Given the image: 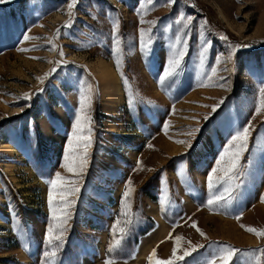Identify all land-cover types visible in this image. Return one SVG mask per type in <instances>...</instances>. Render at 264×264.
I'll use <instances>...</instances> for the list:
<instances>
[{
    "label": "rangeland",
    "instance_id": "1",
    "mask_svg": "<svg viewBox=\"0 0 264 264\" xmlns=\"http://www.w3.org/2000/svg\"><path fill=\"white\" fill-rule=\"evenodd\" d=\"M69 2L0 6V264H42L50 250L46 181L56 172L72 175L61 164L79 92L89 85L95 90L94 140L53 264H105L109 258L114 264H147L150 246L142 236L155 225L154 205L162 222L182 217L189 210L188 196L178 189L183 183L203 205L193 212L208 216L211 236L264 248V237L242 227L264 229V111L256 112L264 88V0H76L71 17ZM181 17L191 18L180 33L186 54L178 75L161 85ZM116 19L123 77L112 51ZM141 28L152 29L147 57ZM45 73L50 75L39 81ZM249 121L248 150L240 159L245 174L234 181V199L209 209V187L200 189L193 178L204 175L208 185L220 152ZM197 128L195 138L188 135ZM137 161L141 170H134ZM129 179L133 224L121 246L109 252ZM248 250L235 261L245 264Z\"/></svg>",
    "mask_w": 264,
    "mask_h": 264
},
{
    "label": "snow or ice",
    "instance_id": "2",
    "mask_svg": "<svg viewBox=\"0 0 264 264\" xmlns=\"http://www.w3.org/2000/svg\"><path fill=\"white\" fill-rule=\"evenodd\" d=\"M76 0H70L68 4V15L72 16V9L74 7ZM148 3H153V0H147ZM173 0H168L171 4ZM141 11V10H138ZM191 21L190 17H181L176 21L177 24H182L183 28L177 30L175 35V41L170 45V54L164 65L163 71L159 76V81L161 85L164 84L166 80L172 78L179 73V69L182 64V59L186 54L187 39H181L180 33L188 28ZM144 23V21H141ZM150 24H155V21H149ZM70 21L65 22L64 27H68ZM152 29L141 28L139 30L140 35V48L144 56H150L153 51V37L150 35ZM187 34L185 33V36ZM25 39H31L30 36L25 35ZM112 39H113V55L114 62L116 64L117 71L120 72L123 77L122 72V62H123V50L121 48V41L119 38V20L116 19L113 22L112 28ZM51 44L52 42L49 41ZM207 41L201 46L200 55L203 56L204 51L207 50ZM177 44H182L183 47L177 48ZM25 51V49H20ZM63 53H61L62 55ZM221 57L216 58L217 63L221 62ZM231 59V55L227 57ZM212 72H216L215 66L212 67ZM50 73H45L44 77H37V79L43 82ZM220 79H223L222 77ZM219 86H225L220 84ZM95 95L94 88L89 85L87 89H83L78 95V106L74 111V119L71 131L68 133V141L65 146V153L63 157V162L61 166L66 172L71 173V176H64L60 172H56L54 177L47 180L46 183L49 185L48 193V204H49V225L45 233V243L50 250L44 252V261L42 264H53L55 257L57 256L59 250L62 247V242L64 240L66 229L68 227V220L70 219L71 209L75 206V200L72 199L74 195H78L80 188L79 183L82 178V174L86 171L87 159L89 156V149L93 143V118L91 115V108L93 103V98ZM28 97V94H25ZM218 105L213 106V111H215ZM264 111V88L260 89V100L256 108V112L259 113ZM208 117L206 116L205 119ZM252 124L249 121L248 125L244 126L243 129L237 128L235 133L231 136L228 143L225 145L224 149L220 152L217 157L215 164L208 175V187L210 189L209 198L206 205L209 209L214 207H225L233 199V188L238 187L234 185L240 175L245 173L241 171L240 159L244 152L248 150V140L251 136ZM199 129H194L188 135L195 138V133ZM178 143H184L187 147L191 148V143L188 141H177ZM151 147V145H149ZM142 163L137 161V168L134 170H141ZM217 173H222L217 175ZM134 193V187L132 186V181L129 179L125 184V191L122 194V208L120 217L114 222L111 232L113 239L109 244V252L116 251L122 244V241L127 235L130 226L133 224L131 212V202L130 198ZM264 200V197H262ZM55 204V206H54ZM124 217L125 219H121ZM236 219H240L239 216ZM196 227L195 222L192 224ZM246 231L254 233L257 237H264V229H257L251 226H244ZM19 231V229H17ZM200 232V229L197 228ZM203 236V232H200ZM168 239H171V233ZM176 241H182L183 237L176 236ZM215 244L210 252V259L206 261V264H234L237 257L242 254V250L235 248L234 246L228 244ZM203 247L202 245L191 246L188 249L183 250L182 255H178V246H174L172 249V254L167 260H160L156 257V250L153 249L148 256L149 264H176L177 261H183L185 257L191 255L192 252L196 251L197 248ZM243 255L247 257L245 264H264V248L252 249L247 252H243ZM105 264H114L112 258L106 259Z\"/></svg>",
    "mask_w": 264,
    "mask_h": 264
},
{
    "label": "crops",
    "instance_id": "3",
    "mask_svg": "<svg viewBox=\"0 0 264 264\" xmlns=\"http://www.w3.org/2000/svg\"><path fill=\"white\" fill-rule=\"evenodd\" d=\"M205 177L206 176L204 175L201 176V178L195 177L193 178V183L199 186L200 189H206L208 185L206 184ZM176 184H179V182ZM179 188L181 189L183 194H186L188 196L185 201L187 203V208L189 210H187L182 215V217H180L175 222H164V221L162 222L157 218V216H159L160 213L159 207L157 205H154L153 208L154 215L151 217L155 221V225L151 229L146 231L142 236V239L148 237L145 240L146 243L148 244V247L150 246L146 252V257H145L147 264H149L148 256L153 249L156 250L157 258H159L160 260H167L171 256L172 249L174 246H178L177 254L181 255L184 249H188L191 246H195V245H202L203 247L197 248L196 251L191 253V255L185 257L183 261H177L176 264H206V261L210 259V252L212 250V247L215 246L213 242H215L216 244L222 243L233 246L232 245L233 243L231 244L229 242V238L211 236L212 235L211 232L207 230V228H209V226L207 225V222L209 220L205 221V217L208 216L201 215L203 212L194 213L196 211H199V210H194L199 207V204L195 202L194 194L189 193L186 184L184 183L181 184L178 187V189ZM200 207L203 208V205ZM200 210L202 211V209ZM188 213L191 214L189 215ZM193 222H195L196 227L192 226ZM197 228H199L200 232H203L205 235L202 236L200 232L197 231ZM161 233H163L162 236L160 235ZM170 233L172 238L168 239L167 237H169ZM176 233H180L179 236L183 237L182 241L175 240ZM187 240H188V245L185 243ZM241 244L242 245L240 246H236L238 244L234 243L235 245L234 247L241 250H244L246 248L255 249L256 247L253 243L247 244V247L245 244L243 243ZM234 264H239V263L237 261H234Z\"/></svg>",
    "mask_w": 264,
    "mask_h": 264
},
{
    "label": "water",
    "instance_id": "4",
    "mask_svg": "<svg viewBox=\"0 0 264 264\" xmlns=\"http://www.w3.org/2000/svg\"><path fill=\"white\" fill-rule=\"evenodd\" d=\"M21 0H0V6L6 7L18 3Z\"/></svg>",
    "mask_w": 264,
    "mask_h": 264
},
{
    "label": "trees",
    "instance_id": "5",
    "mask_svg": "<svg viewBox=\"0 0 264 264\" xmlns=\"http://www.w3.org/2000/svg\"><path fill=\"white\" fill-rule=\"evenodd\" d=\"M152 199H154V198L152 197ZM143 233H145V232H143Z\"/></svg>",
    "mask_w": 264,
    "mask_h": 264
},
{
    "label": "bare ground",
    "instance_id": "6",
    "mask_svg": "<svg viewBox=\"0 0 264 264\" xmlns=\"http://www.w3.org/2000/svg\"><path fill=\"white\" fill-rule=\"evenodd\" d=\"M118 88V87H117ZM119 91V90H118Z\"/></svg>",
    "mask_w": 264,
    "mask_h": 264
}]
</instances>
